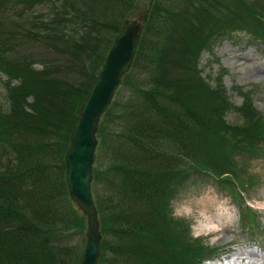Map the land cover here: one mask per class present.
Segmentation results:
<instances>
[{
	"label": "trees",
	"instance_id": "16d2710c",
	"mask_svg": "<svg viewBox=\"0 0 264 264\" xmlns=\"http://www.w3.org/2000/svg\"><path fill=\"white\" fill-rule=\"evenodd\" d=\"M147 12L97 131L98 264H200L216 251L188 238L170 198L188 179L215 177L237 199L253 184L241 165L264 154V115L248 92L232 105L196 63L214 37L246 29L264 39V0H0V264L78 262L85 216L66 189L69 133L123 20ZM18 37L59 48L75 60L60 69L74 73L34 60Z\"/></svg>",
	"mask_w": 264,
	"mask_h": 264
},
{
	"label": "rangeland",
	"instance_id": "374dc122",
	"mask_svg": "<svg viewBox=\"0 0 264 264\" xmlns=\"http://www.w3.org/2000/svg\"><path fill=\"white\" fill-rule=\"evenodd\" d=\"M33 8L36 9V13H45L49 10V4L46 6L35 4ZM1 17L5 19V15ZM5 32L6 30L0 27V37H5ZM15 41L23 49L29 48L30 51L37 49L34 60L41 59L44 63L57 67L56 73H74L69 69H60L59 65L72 66L75 60L63 55L59 48L19 37ZM7 57L11 60L13 58L12 54ZM35 66L40 68L41 64ZM196 67L213 87L219 83L223 86L225 95L233 105L241 104L240 91L248 92L252 97L253 107L264 114L263 38L246 29L235 31L229 37H214L199 52ZM0 79L1 82L6 81L7 76L1 72ZM13 83L17 84L18 79L13 80ZM0 103L2 105L7 103L1 84ZM228 118L235 120L236 117L233 114ZM241 172L246 178H253V184L241 191V208L250 205L254 209L256 216L254 233L246 228L248 223L241 222L235 197L222 188L219 180L213 177H201L186 182L177 194L170 198L171 216L184 221L189 239H198L206 246L221 247V251L239 245L247 249L251 247L250 250L259 253L256 256H262L260 254L264 253L259 249L264 246V154L255 160L242 163ZM236 190L239 192L235 187ZM75 242L73 238L69 243Z\"/></svg>",
	"mask_w": 264,
	"mask_h": 264
},
{
	"label": "water",
	"instance_id": "95a60500",
	"mask_svg": "<svg viewBox=\"0 0 264 264\" xmlns=\"http://www.w3.org/2000/svg\"><path fill=\"white\" fill-rule=\"evenodd\" d=\"M126 19L113 40L102 66L80 106L65 152V179L70 198L86 215L85 247L77 264H97L101 255V233L97 209L91 195L92 165L100 116L109 106L125 72L130 69L143 21Z\"/></svg>",
	"mask_w": 264,
	"mask_h": 264
},
{
	"label": "clouds",
	"instance_id": "9594fccd",
	"mask_svg": "<svg viewBox=\"0 0 264 264\" xmlns=\"http://www.w3.org/2000/svg\"><path fill=\"white\" fill-rule=\"evenodd\" d=\"M264 251V249H262ZM205 264H217L216 261H206ZM218 264H233L231 259H219ZM235 264H264V257L262 256H249L239 259Z\"/></svg>",
	"mask_w": 264,
	"mask_h": 264
},
{
	"label": "bare ground",
	"instance_id": "6f19581e",
	"mask_svg": "<svg viewBox=\"0 0 264 264\" xmlns=\"http://www.w3.org/2000/svg\"><path fill=\"white\" fill-rule=\"evenodd\" d=\"M247 254H248L249 256H254V255H256L257 253H256L255 251H247Z\"/></svg>",
	"mask_w": 264,
	"mask_h": 264
}]
</instances>
